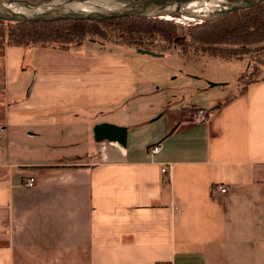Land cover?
<instances>
[{"label": "crops", "instance_id": "1", "mask_svg": "<svg viewBox=\"0 0 264 264\" xmlns=\"http://www.w3.org/2000/svg\"><path fill=\"white\" fill-rule=\"evenodd\" d=\"M157 54L0 48V264H209L227 242L264 264V76L205 106L162 105L173 97L146 99L151 79L178 88L203 70ZM197 109L207 122L185 123ZM102 123L126 146L97 150Z\"/></svg>", "mask_w": 264, "mask_h": 264}, {"label": "rangeland", "instance_id": "2", "mask_svg": "<svg viewBox=\"0 0 264 264\" xmlns=\"http://www.w3.org/2000/svg\"><path fill=\"white\" fill-rule=\"evenodd\" d=\"M206 2L203 3H193L197 4L195 10L200 8H205ZM208 3V2H207ZM212 7L217 10H223L227 5L224 3H214ZM83 9L87 10H107V9H114L118 7L117 4L111 3V2H92L85 5H82ZM64 8H70V9H77L79 8L78 5L72 4V3H63ZM55 6H50L49 9H54ZM188 6H185L183 10H187ZM28 10V9H26ZM181 10V11H183ZM243 12V13H242ZM238 13L234 17H227L229 19H225L221 22V24L218 25V28L220 27H227L230 28L234 23H243L247 21L250 28H255L254 25H252V22H257V26H259V23L264 21V7L259 10H249V11H242ZM211 17V16H210ZM250 18H253L254 20H249ZM173 25L177 29V35L184 36L185 41L187 42L186 46L184 47H178L173 46L170 49L166 50L165 52H159L162 50V48L166 47L167 45L163 43V41H160L157 37L156 43H144L140 48L137 45H120V35L123 33L124 36H127L128 34H125V28L127 26L136 25V22L128 21H114V22H106L102 23L96 26V31L91 30L87 31V33L84 35V37H79L72 39L71 41H64L59 40L55 43H51L54 46L62 45L63 42H65L64 45H70L71 48L77 47L78 43H89V42H95L98 43L101 46H105L109 49H115L117 46L124 47V48H130V51H136V50H142L147 49V51H151L155 54L157 53H169V54H175L182 62L191 63V64H197V68L202 67L203 70L201 80H192V78L187 79V81L184 83L183 86H180L178 88H170L171 86L178 85L177 82L169 83L170 87L169 89L165 86L164 81H157L156 79H151L150 83L154 86L161 85V90L159 92L155 91V89H151L147 93H145L146 99L153 100L154 97L164 95L165 96H172L171 99H164L159 100L160 104L166 105L165 102L168 101L169 105H186L187 103H191V105H201L205 106V103L207 105L209 98L213 97V99L217 100L221 97H225L231 92L234 85H244L245 83L249 81H255L260 79L264 76V66L260 68V72L258 74H252V68L255 66L258 62H264V55L261 56L260 54H255V51L253 48H255L254 45L249 44V42L256 39L255 35H252L251 37H245V43L238 42L237 45H219L216 47L217 51L215 56H212L210 54L214 53L213 50L207 51V53L201 52L202 44H195L193 41V38H197V36L203 35V31H198V22H189V21H171ZM200 23V22H199ZM144 25H150L143 23ZM244 27L246 25L242 24ZM53 30H55L57 27L63 29V26H51ZM262 28V27H260ZM127 29V28H126ZM248 29V28H247ZM208 29H205V34H210ZM262 30V29H259ZM264 30V28H263ZM245 31V29H243ZM35 34H41L45 33L47 34L46 30H42L38 28L37 26H31V25H13L9 24L8 22H1L0 23V48L3 45H10L15 44L17 40L20 37H23V42L31 45V38ZM49 34V33H48ZM238 36V41L243 40L241 35ZM254 38V39H253ZM144 40H149L148 37H144ZM26 44V45H28ZM38 46V45H36ZM212 46V45H210ZM257 47V45H256ZM182 48V49H181ZM204 48V47H203ZM213 48V47H210ZM221 51V52H218ZM200 61V62H199ZM198 63L200 64L198 66ZM247 68V69H246ZM242 75H246L244 78H241ZM144 76V74H143ZM195 77V78H194ZM197 76H193L194 79H200ZM239 85V86H240ZM202 86L207 87L206 89L200 90ZM141 94V93H140ZM143 94V93H142ZM144 97V96H143ZM170 98V97H169ZM192 98L198 99L196 102H192ZM211 99V100H213ZM210 100V101H211ZM95 147L97 150H102L106 145L102 143H95ZM263 262L262 258L254 253L253 251H250L246 246L243 247H235L232 246V244L229 242L222 244L221 246H217L210 252L209 256V264H261Z\"/></svg>", "mask_w": 264, "mask_h": 264}, {"label": "trees", "instance_id": "3", "mask_svg": "<svg viewBox=\"0 0 264 264\" xmlns=\"http://www.w3.org/2000/svg\"><path fill=\"white\" fill-rule=\"evenodd\" d=\"M264 7V2L259 4L256 7H253L251 9L246 10H239L234 11L230 13H225L222 15H219L218 17L210 20L201 21L198 24L197 30L203 31V35L197 36V38H193V41L195 44L200 43L203 45L201 52L207 53L209 50H213L214 53L210 54L212 56H215L216 54V47L219 45H237L238 42L245 43V37L249 38L252 35H255L256 39L249 42V44L254 45L255 48L253 50L255 51V54H260L261 56L264 55V21L259 23V26H257V22H252V25L255 26V28H250L249 30V23L247 21L243 23H234L230 28H227L225 26L218 28V25L221 24L222 21L225 19H229L231 17L236 16L238 13L242 11H249V10H259ZM243 13V12H242ZM229 17V18H227ZM177 22L183 20V21H189L194 22L193 20L189 19H178L175 18ZM175 19H165L162 20L160 18H143V17H126V18H120V19H114V20H106V21H76V20H61V21H54V22H8L9 24L21 26V25H31V26H37L38 28L42 30H46L47 34L41 33V34H35L33 33V37L31 38L30 42L31 45L28 44L29 41L26 43L23 42V37H20L17 40L15 44H10L11 46H41V47H52V48H58L62 50H69L71 49L70 45H64L65 42L62 43V45L54 46L51 43H55L59 40L64 41H71L72 39L84 37V35L87 33V31L94 30L96 31V26L102 23L106 22H114V21H128L136 22V25L127 26L125 28V34L127 33V36H124L122 33L120 35L121 43L120 45H137L139 46L138 49H141L140 47L144 43H156V39L158 38L160 41H163L167 46L162 48L159 52H165L166 50L170 49L173 46H180L184 47L186 46L187 42L184 39V36L177 35V29L171 23V21H174ZM175 20V21H176ZM249 20L253 21V18H250ZM2 21H0L1 23ZM143 23L150 24V25H144ZM242 24L246 25L244 27ZM63 26V29L57 27L55 30L52 29L51 26ZM262 27V28H260ZM248 28V29H247ZM205 29H208L207 31L210 32V34H205ZM245 29V31H243ZM262 29V30H259ZM49 33V34H48ZM241 35L242 39L241 41H238V36ZM144 37H148L149 40H144ZM157 37V38H156ZM254 39V38H253ZM28 44V45H26ZM9 45V44H8ZM82 45V43H78L77 46ZM212 45V46H210ZM257 45V47H256ZM204 47V48H203ZM213 47V48H210ZM182 49V48H181ZM144 50V49H142ZM147 51V49H145ZM221 52V51H218ZM264 66V62H258L253 66L252 68V74H258L260 72V68ZM246 75H242L241 78H244ZM256 81V80H255ZM254 81H249L246 84H249Z\"/></svg>", "mask_w": 264, "mask_h": 264}, {"label": "water", "instance_id": "4", "mask_svg": "<svg viewBox=\"0 0 264 264\" xmlns=\"http://www.w3.org/2000/svg\"><path fill=\"white\" fill-rule=\"evenodd\" d=\"M111 2L118 5L114 9L87 10L64 8L63 3L85 5L92 2ZM214 2L227 5L223 10H217L206 17L194 16L180 8L193 3ZM264 0H0V21L3 22H54L61 20L76 21H106L126 17L160 18L164 16H193L197 21H205L219 15L239 10L251 9ZM54 9H49L50 6ZM8 6H17L25 11H15ZM41 11H40V10ZM139 54L159 56L151 51L137 50ZM127 132L125 128L102 123L93 128V138L96 143H116L126 146Z\"/></svg>", "mask_w": 264, "mask_h": 264}, {"label": "built area", "instance_id": "5", "mask_svg": "<svg viewBox=\"0 0 264 264\" xmlns=\"http://www.w3.org/2000/svg\"><path fill=\"white\" fill-rule=\"evenodd\" d=\"M176 20V19H175ZM177 21V20H176ZM209 119V113L206 110L203 109H197L195 111H190L187 114V120L185 123L191 124V125H198L206 123ZM160 150V145H154L152 149L150 150L151 154H157ZM161 174L164 175L165 180L169 181L171 178V166H163L161 168ZM35 185V180L33 178H29L24 186L28 189L33 188ZM227 193V189L224 185H217L214 186L212 189L213 195H225ZM160 264H166V263H160Z\"/></svg>", "mask_w": 264, "mask_h": 264}, {"label": "bare ground", "instance_id": "6", "mask_svg": "<svg viewBox=\"0 0 264 264\" xmlns=\"http://www.w3.org/2000/svg\"><path fill=\"white\" fill-rule=\"evenodd\" d=\"M205 4V8H200V9H194V8H196V6H197V4H194V5H192V4H189V5H187L188 6V8H187V10H186V12H189L190 14H192V15H194V16H201V17H206V16H211L212 14H214V12L216 11L213 7H212V5L211 4H213L212 2H206V3H204ZM79 6V8H81V9H83V6L82 5H78ZM8 8H11V9H13V10H15V11H25L26 9H20L19 7H17V6H8ZM78 9V8H77ZM184 9V7H182V8H180V10H183ZM40 10V9H39ZM41 11V10H40ZM183 11H185V10H183ZM175 18H178V19H189V20H193L194 22L195 21H197V20H195V18H193V16H188V15H182V16H175V17H173V16H164V17H161V19L162 20H165V19H175ZM198 23L200 22V21H197Z\"/></svg>", "mask_w": 264, "mask_h": 264}]
</instances>
